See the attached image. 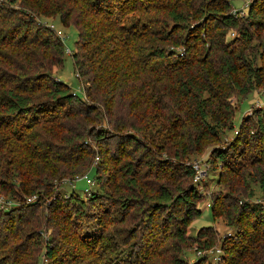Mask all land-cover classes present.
I'll list each match as a JSON object with an SVG mask.
<instances>
[{"label":"trees","instance_id":"1","mask_svg":"<svg viewBox=\"0 0 264 264\" xmlns=\"http://www.w3.org/2000/svg\"><path fill=\"white\" fill-rule=\"evenodd\" d=\"M254 5L239 15L230 0H0V194L14 202L0 206V264L43 255L49 264H187L181 254L213 248L216 234L185 235L202 214L201 190L196 169L180 166L181 180L170 158L207 147V161L221 163L210 214L232 230L215 262L264 264V205L254 201L264 193V107L217 146L234 127L231 96L264 87V0ZM55 17L77 31L71 58L85 100L52 74L64 46L41 19ZM91 165L98 187L61 196L56 185Z\"/></svg>","mask_w":264,"mask_h":264},{"label":"rangeland","instance_id":"2","mask_svg":"<svg viewBox=\"0 0 264 264\" xmlns=\"http://www.w3.org/2000/svg\"><path fill=\"white\" fill-rule=\"evenodd\" d=\"M231 2V12L234 10L239 11V15H246L248 11L249 5H254L255 9L258 7L260 0H230ZM41 21L43 23H52L57 30H60L62 32V37L64 36L63 40V46H64V63L62 68H54L52 70V74L54 77L59 79L60 81L66 83L70 89L71 92L77 95L78 98L85 100V94L83 91V84L84 81L80 80L77 77V73H75L73 61L71 58L72 52L75 50V42L77 39V31L73 26H64L57 17L55 18H42ZM255 43H252L247 46L248 50H254ZM231 101L234 103L235 108H236V113L234 117V127L232 130H228L225 134L220 136V141L218 142L217 146L219 147H227L230 142L234 141L235 135L237 131L239 130V126L241 122L246 119L248 116H251L253 113V110L257 107H264V87H259L256 88L254 91H251L248 93L245 97L239 96L237 94H233L231 96ZM103 125V126H102ZM101 126L105 127V129H108V125L103 122ZM239 147V145H238ZM93 148L95 149V153L93 154V159H92V164L94 166L97 164V162L100 161L101 155L97 153L98 151V146L97 144H93ZM209 155V147L205 148L204 151L200 152L199 154H189L187 157H181V158H170V162L173 164V173H176L177 175H180L178 177H182L181 180H183V177L185 178V173L182 171V167L180 166H195L198 165L197 170L200 172V181H196V184H198L199 189L201 190V199L198 202V207L201 208L202 214L192 220L185 231L186 236L190 237H195L198 230L203 227V226H211L213 230L215 231L216 234V240L213 248H209L206 250H202V254L204 256L208 255V262L205 264H216L214 260V256H217L212 254L214 250L219 247V242H221V238L225 235L227 232H232L229 227H227L223 221L220 218H216L215 220L212 219L209 207L207 206L208 203L210 202L209 200V194L211 195L212 193H217L219 189H222L216 182L218 178V171L221 168V163H209L207 161ZM164 156V155H162ZM165 157V156H164ZM166 158V157H165ZM93 166L91 165L88 170L85 172V176L92 177L93 176ZM101 172L104 175L105 180L107 181L110 175L109 171H102ZM109 172V173H108ZM197 174V173H196ZM73 176L71 177H65L62 179L58 185H56V190L60 193L61 196L63 197H68L70 194H78L81 197L86 198L95 186V181H93L90 186L87 185L85 180L83 179L85 176ZM177 175H172L173 179L177 177ZM109 181V180H108ZM195 182V180H193ZM200 184H199V183ZM0 196H3L0 194ZM256 197H254V201L257 199H260L261 204L264 205V193L262 192H257L255 194ZM6 198V197H5ZM4 198V199H5ZM7 199V198H6ZM10 201V200H9ZM12 204H14L13 201H10ZM27 202V200H26ZM28 203V202H27ZM108 205L107 200H104L102 205V208H106ZM104 206V207H103ZM102 213V212H100ZM99 214H97L98 216ZM89 227L90 229H96L97 227V221L94 218L89 222ZM51 232V229L46 230L44 236H47ZM131 240L130 244L132 243ZM197 246L195 244L192 245L191 248L185 250L181 256L183 259L186 261L187 264L193 263L198 256V249L196 248ZM131 249V247L129 248ZM49 264V262L45 261V256L43 255L42 257L39 258L38 264Z\"/></svg>","mask_w":264,"mask_h":264},{"label":"built area","instance_id":"3","mask_svg":"<svg viewBox=\"0 0 264 264\" xmlns=\"http://www.w3.org/2000/svg\"><path fill=\"white\" fill-rule=\"evenodd\" d=\"M236 12H238L239 13V11H236V10H234L233 11V13H236ZM48 26H49V28L50 29H52V31L63 41L64 40V36L62 37V32L60 31V30H57L56 28H55V26L51 23H49V24H47ZM194 168L196 169V175H195V178H194V180L195 181H199V179H200V172L197 170V168H198V165H195L194 166ZM85 176V175H84ZM84 180H85V182L88 184V185H90L92 182H93V180L89 177V176H85L84 178H83ZM37 197L36 196H33V197H30V198H28L27 199V202H32V201H34L35 199H36ZM13 204L9 201V200H6V199H4V197L3 196H0V206H2V207H5V208H8V207H10V206H12ZM207 206H209V204L207 205ZM215 251L216 252H219V249H215ZM198 253V255H201L202 254V252L201 251H198L197 252ZM217 258L218 257H214V260H217Z\"/></svg>","mask_w":264,"mask_h":264}]
</instances>
